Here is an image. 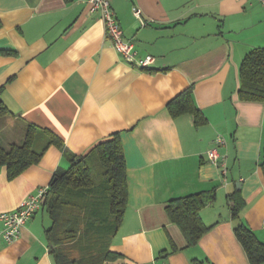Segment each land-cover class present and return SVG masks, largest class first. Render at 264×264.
Returning <instances> with one entry per match:
<instances>
[{"label":"crops","instance_id":"1","mask_svg":"<svg viewBox=\"0 0 264 264\" xmlns=\"http://www.w3.org/2000/svg\"><path fill=\"white\" fill-rule=\"evenodd\" d=\"M88 1L0 0V50L15 52L0 56V98L11 124L22 125L14 140L21 143L32 124L83 156L121 133L128 203L111 245L121 256L107 264H251L235 228L245 223L264 243V103L240 98V66L250 51L264 48V5L109 0L137 58L155 59L142 69L115 50ZM191 86L207 120L201 127L192 115L174 118L167 109ZM218 136L226 141L219 149L229 168L225 186L207 157ZM61 167H68L63 149L51 146L14 180L3 168L0 215L48 187ZM197 194L214 198L200 213L209 230L188 245L166 208ZM232 195L244 202L239 219L232 216ZM51 224L43 208L8 244L0 219V264H55L46 237Z\"/></svg>","mask_w":264,"mask_h":264},{"label":"trees","instance_id":"2","mask_svg":"<svg viewBox=\"0 0 264 264\" xmlns=\"http://www.w3.org/2000/svg\"><path fill=\"white\" fill-rule=\"evenodd\" d=\"M14 54L11 50H0V56ZM239 96L244 101L264 103V48H255L244 57L240 66ZM167 109L174 118L192 115L196 127L207 123L194 101L192 86L172 99ZM10 115L0 98V118ZM51 146L63 149V157L68 163L67 168L61 167L54 173L43 204L52 222L46 237L55 264L116 261L121 255L112 251L111 245L122 225L128 203L127 166L121 133H114L88 154L78 156L66 149L63 140L49 129L29 124L21 143H10L8 147L0 143V172L6 168L8 180H14L39 164ZM261 167L264 172V153ZM213 199V196L197 194L169 201L168 217L180 228L188 245H195L209 230L200 213ZM228 201L233 218L239 219L243 200L232 195ZM235 234L250 263L264 264V243L253 231L239 222ZM67 245L71 250H77L79 259L71 258V250H65Z\"/></svg>","mask_w":264,"mask_h":264},{"label":"built area","instance_id":"3","mask_svg":"<svg viewBox=\"0 0 264 264\" xmlns=\"http://www.w3.org/2000/svg\"><path fill=\"white\" fill-rule=\"evenodd\" d=\"M259 1L264 5V0ZM88 3L91 13L100 14L106 36L112 41L115 50L124 57L127 63L145 69L155 62V59L151 56L145 59L137 58L138 52L135 49L134 42L125 39L123 29L111 8L109 0H89ZM134 15L141 21L143 26L146 25V22L142 19L140 9L135 8ZM225 144L224 137L218 136L214 146L207 152L209 162L219 168L221 182L224 186L228 183L229 168L226 156L222 155L219 149ZM47 194L48 187H41L36 194L25 199L19 208L0 215L4 225L2 236L8 244L15 243L21 238L24 225L44 208L43 204Z\"/></svg>","mask_w":264,"mask_h":264},{"label":"rangeland","instance_id":"4","mask_svg":"<svg viewBox=\"0 0 264 264\" xmlns=\"http://www.w3.org/2000/svg\"><path fill=\"white\" fill-rule=\"evenodd\" d=\"M22 125L19 122L16 123H12L10 122V119L8 116L2 117L0 118V134H2V137L0 138V143L3 144L4 146L8 147L9 144L12 143H17L16 140H14L16 138V136L21 132V128ZM45 139L47 138V136H44ZM5 138V140H4ZM39 144L42 143L41 140H39L38 142ZM37 144V146L39 145ZM38 148V147H37ZM70 245H67L65 247L66 251H70ZM69 255L71 256L72 259H79V253L77 252V250H71V252H69Z\"/></svg>","mask_w":264,"mask_h":264}]
</instances>
